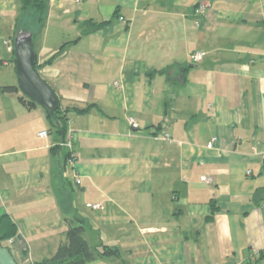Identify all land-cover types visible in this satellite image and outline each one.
Instances as JSON below:
<instances>
[{
	"label": "crops",
	"instance_id": "crops-1",
	"mask_svg": "<svg viewBox=\"0 0 264 264\" xmlns=\"http://www.w3.org/2000/svg\"><path fill=\"white\" fill-rule=\"evenodd\" d=\"M18 5L0 0V72ZM64 42L39 75L61 108L97 104L66 113L71 146L52 149L43 106L0 92V213L19 264L55 252L73 207L91 245L121 252L89 264H264V0H48L37 64Z\"/></svg>",
	"mask_w": 264,
	"mask_h": 264
},
{
	"label": "trees",
	"instance_id": "trees-1",
	"mask_svg": "<svg viewBox=\"0 0 264 264\" xmlns=\"http://www.w3.org/2000/svg\"><path fill=\"white\" fill-rule=\"evenodd\" d=\"M20 2L19 13L15 18L14 34L11 40L13 42V38L17 30L22 28L32 32V39L34 41L35 34L45 24L48 13V0H20ZM103 24L104 22L95 24L91 21H83L81 23V34H88ZM70 42H75V40ZM70 42L62 43L47 60H44L39 64H37L36 61L34 68L38 71V69L44 64H50L55 58L64 53ZM13 65L15 67L14 57ZM0 92L18 93L17 99L26 109H32L38 105L20 93L17 82L14 84L0 85ZM96 106V103H88L83 107L61 108V106H59L54 110L53 114H50L46 110V117L50 123L49 130L57 136H60L59 140H56L57 142L54 143L52 149H61V147L65 145H60V143L68 140L69 136L65 138L67 132L66 124L68 120L66 116L67 112L75 111L79 114L86 113L91 108ZM46 132L48 135L47 130ZM69 155L70 153L67 152L64 155V159H67ZM66 202L69 203L65 198H63L62 203L66 204ZM64 220L66 222V228L63 232V239L58 244L55 252L49 257L33 261L32 264H89L108 256L121 255L118 247L110 246L104 243L96 246L91 245L88 242L85 238L86 219L78 212L76 207L67 209V212L64 215ZM16 234L17 227L15 222L7 213H0V243L5 247H9L8 240L12 237L14 238Z\"/></svg>",
	"mask_w": 264,
	"mask_h": 264
},
{
	"label": "water",
	"instance_id": "water-1",
	"mask_svg": "<svg viewBox=\"0 0 264 264\" xmlns=\"http://www.w3.org/2000/svg\"><path fill=\"white\" fill-rule=\"evenodd\" d=\"M13 56L17 86L27 99L43 106L50 114L59 107V99L34 68L37 53L32 32L19 28L13 38ZM0 264H18L8 247L0 243Z\"/></svg>",
	"mask_w": 264,
	"mask_h": 264
},
{
	"label": "built area",
	"instance_id": "built-area-1",
	"mask_svg": "<svg viewBox=\"0 0 264 264\" xmlns=\"http://www.w3.org/2000/svg\"><path fill=\"white\" fill-rule=\"evenodd\" d=\"M205 8H206V5H205L203 2H201V3H199V5H198V7H197L196 12H197V13H200V14H203ZM119 19L122 20L123 17H122V16H119ZM4 44H5L6 49H7L8 51H10V52L13 51V42H12V40H10V39H5V40H4ZM203 54H204V53L201 52V51H195V52L192 53V55H191L192 60H193V61H198V60H200V59L202 58ZM129 123H130V125H131L132 127H138V123H137L136 120H135L134 118H132V117L129 118ZM38 134L41 135V136H46V135H47V132H46V130H42V131H39ZM163 137H164V138H168V137H169L168 133H163ZM214 141H216V137H215V136L211 138V141H210V143H209L208 145L211 146V145L213 144ZM60 145L71 146V136L69 135L68 140L65 141V142H61ZM201 180L204 181V182H206V183H211L212 180H213V178H212V176H210V175H202V176H201ZM76 181L79 182L78 177L76 178ZM91 207H92V208H102V205H101L100 203H93V204H91ZM12 242H13V237L10 238V239L8 240V243H9V244H11Z\"/></svg>",
	"mask_w": 264,
	"mask_h": 264
},
{
	"label": "rangeland",
	"instance_id": "rangeland-1",
	"mask_svg": "<svg viewBox=\"0 0 264 264\" xmlns=\"http://www.w3.org/2000/svg\"><path fill=\"white\" fill-rule=\"evenodd\" d=\"M18 4H19L18 5V8H19V6H20L19 0H18ZM17 12L19 13V9H17ZM71 36H72V33H71L70 30L69 31H65V37L66 38H69ZM37 39L38 38H36V40H35L36 44H37ZM6 69H9L8 75L5 73L7 71ZM10 71L13 73V75H15V76H13L14 77V81L13 82L16 83L17 82V77H16L14 65L10 66L9 68H5V71H3L4 73L0 72V80H5L6 78H8L10 80ZM0 82H5V81H0ZM73 185H74V187L76 188V191H77V185L75 183H73ZM13 247H14V245L9 244L8 248H9L10 252L12 253V255L14 256L15 260L17 261V263L19 264L20 260L23 259L25 255L21 254V259L19 257H16V255L13 252Z\"/></svg>",
	"mask_w": 264,
	"mask_h": 264
}]
</instances>
